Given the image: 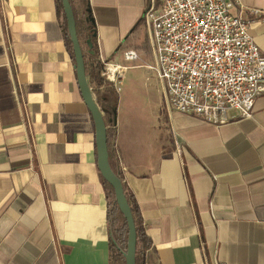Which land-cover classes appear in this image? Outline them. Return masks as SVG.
I'll use <instances>...</instances> for the list:
<instances>
[{
    "label": "crops",
    "instance_id": "0c3cea01",
    "mask_svg": "<svg viewBox=\"0 0 264 264\" xmlns=\"http://www.w3.org/2000/svg\"><path fill=\"white\" fill-rule=\"evenodd\" d=\"M231 1L264 53V0ZM147 3L90 0L101 60L153 72L136 48ZM158 79L144 96L116 87L115 158L151 239L145 264H264V92L251 117L232 108L215 124L170 109ZM110 254L95 120L59 0H0V264Z\"/></svg>",
    "mask_w": 264,
    "mask_h": 264
},
{
    "label": "built area",
    "instance_id": "2783aa9c",
    "mask_svg": "<svg viewBox=\"0 0 264 264\" xmlns=\"http://www.w3.org/2000/svg\"><path fill=\"white\" fill-rule=\"evenodd\" d=\"M234 6L231 0H148L142 23L154 61L147 66L163 83L170 109L215 124L227 122L232 108L253 115L264 92V53L250 33L252 19L242 6L233 13ZM123 55L139 57L131 48ZM102 62V75L116 87L131 67Z\"/></svg>",
    "mask_w": 264,
    "mask_h": 264
},
{
    "label": "trees",
    "instance_id": "16d2710c",
    "mask_svg": "<svg viewBox=\"0 0 264 264\" xmlns=\"http://www.w3.org/2000/svg\"><path fill=\"white\" fill-rule=\"evenodd\" d=\"M70 1L76 16L77 30L83 49L86 64V73L89 84L92 87L98 105L105 113L110 163L117 176L123 182V174L118 160L115 158L119 92L116 86L113 83L107 81L102 75V69L104 65L99 54L97 44V24L93 16L90 0ZM59 9L61 15L63 16V25L67 34V43L69 45L70 52L75 59L73 43L69 34L67 18L62 0H59ZM139 47H142L147 53H150L151 48L148 40H145L142 46L136 45V48ZM103 183L106 190L108 219L110 227L111 264H126V252L129 233L128 223L118 205L114 187L104 177ZM123 185L126 196L132 208L137 228L136 264H145L146 251L152 244L151 239L146 233V228L143 224L139 207L132 193L128 191L127 186L124 182ZM121 219L123 220V222L119 223V220Z\"/></svg>",
    "mask_w": 264,
    "mask_h": 264
},
{
    "label": "water",
    "instance_id": "95a60500",
    "mask_svg": "<svg viewBox=\"0 0 264 264\" xmlns=\"http://www.w3.org/2000/svg\"><path fill=\"white\" fill-rule=\"evenodd\" d=\"M62 3L67 18L69 34L73 43L79 85L85 102L87 103L95 120L99 153V168L103 177L114 187L118 205L128 223L129 233L126 264H136L137 228L134 215L126 196L123 182L117 176L110 163L105 113L98 105L92 87L89 84L83 49L77 30L75 12L70 0H62Z\"/></svg>",
    "mask_w": 264,
    "mask_h": 264
},
{
    "label": "rangeland",
    "instance_id": "374dc122",
    "mask_svg": "<svg viewBox=\"0 0 264 264\" xmlns=\"http://www.w3.org/2000/svg\"><path fill=\"white\" fill-rule=\"evenodd\" d=\"M140 36L138 38L139 43H143L146 40V30L144 24L141 22L140 25ZM138 44V43H137ZM143 57V56H142ZM120 59H123V55H119ZM144 60L153 62V59L149 57H143ZM137 60V62H141L144 60ZM136 79V83H132V80ZM159 82L157 72L153 70L151 72L148 69L138 68V69H129L126 72L124 78L122 79V88L123 90L128 89L131 93L139 94V95H146L152 90V84L156 85ZM123 220H119V223H122Z\"/></svg>",
    "mask_w": 264,
    "mask_h": 264
}]
</instances>
